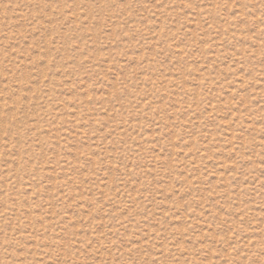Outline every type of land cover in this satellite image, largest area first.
<instances>
[{
  "label": "rangeland",
  "instance_id": "1",
  "mask_svg": "<svg viewBox=\"0 0 264 264\" xmlns=\"http://www.w3.org/2000/svg\"><path fill=\"white\" fill-rule=\"evenodd\" d=\"M0 264H264V0H0Z\"/></svg>",
  "mask_w": 264,
  "mask_h": 264
}]
</instances>
